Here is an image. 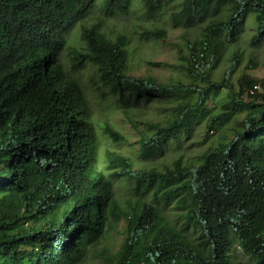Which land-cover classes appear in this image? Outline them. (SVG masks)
<instances>
[{
    "label": "trees",
    "instance_id": "trees-1",
    "mask_svg": "<svg viewBox=\"0 0 264 264\" xmlns=\"http://www.w3.org/2000/svg\"><path fill=\"white\" fill-rule=\"evenodd\" d=\"M96 1L108 18L129 13L133 1L143 14L168 10L172 26L185 30L173 45L175 78L129 74V37L107 33L101 21L80 27V48L69 45ZM248 19L257 48L264 0H0V264H87L91 254L101 264H245L234 247L264 264V91L245 73L231 82L238 48L228 71L214 76ZM166 35L152 28L139 38ZM86 67L87 88L74 73ZM153 102L159 117L142 130L140 109ZM96 106L128 121L140 162L163 157L202 123L206 136L225 126L230 134L197 165L177 157L161 170L134 169L116 150L132 142L110 117L97 118ZM115 180L138 195L127 211L114 198ZM120 218L118 247L99 249Z\"/></svg>",
    "mask_w": 264,
    "mask_h": 264
},
{
    "label": "rangeland",
    "instance_id": "rangeland-1",
    "mask_svg": "<svg viewBox=\"0 0 264 264\" xmlns=\"http://www.w3.org/2000/svg\"><path fill=\"white\" fill-rule=\"evenodd\" d=\"M172 7V6H171ZM143 8L140 6L138 1H133L129 13L121 14L114 18H108L102 16L101 3L96 1L89 11L87 17L80 22L74 24L70 30L67 38L69 45L80 48L79 32L82 25H90L93 23L102 22V28L109 34H125L130 39L129 44V60H128V73L131 75L150 76L153 75L159 80L164 82H170L176 76L177 69L174 67L178 63L176 48L173 45H182V34L185 32L184 29L179 27H173L169 20V11L164 10V14H160V10L154 11L153 13H144ZM149 16V17H148ZM160 28L165 29L167 35L165 39L159 40H142L139 38V33L144 29ZM255 31V24L253 20L248 19L246 23V30L242 35L237 46L231 48L224 55V60L220 68L215 72L216 78H221L222 75L228 71L230 62L228 58L235 48L242 51V62L236 69L233 77L231 78L232 83H236L237 78L245 73L251 78L260 80L259 92L264 91V40L257 48H253L250 45V39ZM192 36L195 37L196 33L194 29L189 30ZM70 55L67 51L62 52L60 55L61 61L69 68ZM252 62H256L255 68H248ZM75 75L80 73L79 79L84 87H88V74L89 67L83 70L74 71ZM215 101L209 100L208 105L213 106ZM158 103H151L147 107L141 108V117L138 126L144 130L147 128L146 122L150 120L158 119L157 108ZM96 117L101 120H108L110 117L111 123L114 127L123 133L128 139L130 144H118L116 150H120L123 154L128 156L133 163L134 169L139 168H150L154 167L158 170L163 169L164 166L169 165L173 159L182 157V161L187 164L197 165L199 163L198 156L205 152L207 149L214 147L219 141L225 140L230 132L228 127L221 129H208V136H206L207 127L205 123L199 124L195 127L192 135L188 138H181L178 142H172L168 146L165 155L152 162H140L135 156V140L136 133L131 128L128 121L122 114L113 112L109 115L104 114L100 111V107L96 106L94 109ZM206 136V137H205ZM225 136V137H224ZM108 147L102 146L100 152V160L103 159V151ZM111 149V146H109ZM100 165V164H99ZM120 180L114 181V198L119 208L123 211H127L130 206L134 204L138 195L132 190L131 185ZM173 209L171 211V218L173 217ZM168 214V210H166ZM124 220L120 218L118 221L111 220V227L102 242L99 244V249H108L113 252L120 244L123 238ZM232 254L235 260H241L245 264H254L253 261L245 255L239 247L232 249ZM90 260L87 264H101L100 259L97 256L91 254Z\"/></svg>",
    "mask_w": 264,
    "mask_h": 264
}]
</instances>
